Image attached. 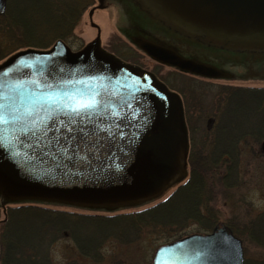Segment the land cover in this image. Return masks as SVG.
Returning a JSON list of instances; mask_svg holds the SVG:
<instances>
[{
	"label": "water",
	"instance_id": "water-1",
	"mask_svg": "<svg viewBox=\"0 0 264 264\" xmlns=\"http://www.w3.org/2000/svg\"><path fill=\"white\" fill-rule=\"evenodd\" d=\"M98 1L96 7H103ZM135 1L187 41L224 54L264 58V0ZM6 7L7 0H0V14ZM138 46L153 59L198 76L226 75L152 40H140ZM59 79L79 81L71 87L81 91L103 93L111 103L108 115L95 121L103 127L77 138L67 153L58 150L65 147L63 138L55 146L37 144L31 136L0 129L2 199L116 211L152 202L187 178L190 138L181 95L152 71L107 51L100 29L78 50L57 39L48 48L17 50L0 63L5 95L39 99L49 89L34 82L56 87ZM152 264H244L243 243L228 226H215L159 245Z\"/></svg>",
	"mask_w": 264,
	"mask_h": 264
},
{
	"label": "trees",
	"instance_id": "trees-1",
	"mask_svg": "<svg viewBox=\"0 0 264 264\" xmlns=\"http://www.w3.org/2000/svg\"><path fill=\"white\" fill-rule=\"evenodd\" d=\"M91 4L92 0H8L7 9L0 16V60L20 48H47L52 38L66 40ZM219 88L222 92L217 113L222 124L216 141L207 152L195 153L190 148L189 176L166 198L138 209L115 212H80L28 202L11 204L0 198V211H4L0 220V264H53L49 248L66 236L95 264H138L123 258L117 250L119 246H137L134 243L148 236L153 241H167L189 220H197L204 227L215 223L218 212L209 206L211 198L206 191L211 192L207 188L212 183L211 173L219 169L220 162L231 161L228 168L236 179L233 165L240 154L239 140L251 134L257 141L264 140V87ZM203 209L210 214L206 215ZM259 242L264 246V242ZM111 254L115 256L109 259ZM65 264L84 263L72 259Z\"/></svg>",
	"mask_w": 264,
	"mask_h": 264
},
{
	"label": "rangeland",
	"instance_id": "rangeland-1",
	"mask_svg": "<svg viewBox=\"0 0 264 264\" xmlns=\"http://www.w3.org/2000/svg\"><path fill=\"white\" fill-rule=\"evenodd\" d=\"M95 2L96 0H92V4ZM90 6L84 10L80 21L74 28L73 34L67 36L65 40L73 50L82 48L86 43L94 39L98 33V29L91 24L89 16ZM2 15L0 14V16ZM92 17L93 21L100 27L102 45L105 49L113 52L122 60H127L126 62L133 61L134 63L132 64L137 63L136 65L149 69L155 74L157 73L165 81L163 82L167 83L168 87L170 86L169 88H173L182 95L186 106V119L191 127L192 152L196 153L202 150L207 152V149H211L210 144L216 141L220 132L219 127L222 123L219 113H217V107L219 105L218 98L222 91H220L219 86L264 87V77L250 78L249 76L246 79L206 80L156 64L150 58L140 54L128 42V38L122 28L119 27L122 20L115 7L109 6L106 9H97ZM55 40V38L50 39L51 45ZM8 56L0 60V63ZM256 69L264 72V62L260 68ZM209 118H213V121L214 119L216 120L213 126V121L208 126ZM254 135H247L237 143V150L240 151V154L236 165L233 163L234 169H237L236 179L231 173L232 169L228 168L232 163L231 161L229 164L220 162L219 169H216L215 173H211L213 175L212 183L210 182V186L207 187L211 188V192H209V189H206V191L210 193L211 201L209 206L211 205L218 212L215 223L204 227L197 220H189L187 225L179 233L175 234L174 238L158 242V240L153 241L151 236H148L134 243L137 246H131L128 249L124 245L119 246L117 249L120 252L119 254L123 255V258H130L138 264H151L154 251L158 245L191 233H208L215 226L226 225L242 240L245 263L255 264L257 262V264H261L262 262L263 264L264 246L258 244L260 243L259 241L264 242V156L262 155L264 140L257 141ZM219 173L220 175H218ZM226 181L227 183L225 184L220 183ZM171 191L172 189L162 199L166 198ZM74 210L89 212L84 209ZM203 212L206 215L210 214L206 209H203ZM3 218L4 211L1 210L0 220ZM49 252L53 264H65L72 259L84 264H95L89 258L83 256L74 240L67 236L61 237L52 243ZM111 256L115 255L111 254L108 258L110 259Z\"/></svg>",
	"mask_w": 264,
	"mask_h": 264
},
{
	"label": "snow or ice",
	"instance_id": "snow-or-ice-1",
	"mask_svg": "<svg viewBox=\"0 0 264 264\" xmlns=\"http://www.w3.org/2000/svg\"><path fill=\"white\" fill-rule=\"evenodd\" d=\"M34 83L37 87H47L49 91L39 99L0 92V129L7 127L31 136L37 144L47 142L55 146L63 138L65 147L58 150L67 153V146L75 143L77 138L87 137L96 127H103L95 121L101 114L108 115L111 103L102 92L71 87L80 83L71 79L56 80V87L41 85L40 81ZM3 142L4 137L0 136V143Z\"/></svg>",
	"mask_w": 264,
	"mask_h": 264
},
{
	"label": "flooded vegetation",
	"instance_id": "flooded-vegetation-1",
	"mask_svg": "<svg viewBox=\"0 0 264 264\" xmlns=\"http://www.w3.org/2000/svg\"><path fill=\"white\" fill-rule=\"evenodd\" d=\"M98 3H99L98 0H96V2L90 6L89 11L92 7L96 6ZM109 6L115 7L116 11L118 12L122 20L121 26L119 27L122 28V31L128 38V42L140 54L150 58L156 64L167 66L176 71L189 74L194 77H200L206 80L246 79V77L249 76L250 78L264 77V72H261L258 69H256V68H260L264 62V60L259 55L250 54L247 55L246 57H239L235 54H224L218 51L204 48L198 42L187 41L178 32L171 30V27L167 26L163 21L154 18L153 15H151L148 11L144 10L141 7V5L135 0H103V7L95 8L93 11V15L97 9H106ZM92 25L96 29L100 28L98 27L99 25L98 26L94 24ZM143 39L152 40L157 42L158 44L174 48L184 57L194 58L199 61L212 64L217 68H219L221 71H223L226 75L223 76L222 78H205L189 72L179 70L173 66H169L164 63H161L153 59L149 54H147L145 51L139 48L138 42ZM128 62L134 63L133 61H128ZM156 75L159 77V79L164 81L157 73ZM183 103L186 112L184 99H183ZM215 122L216 120L214 119L212 126L214 125ZM188 127L190 134L191 127L190 126Z\"/></svg>",
	"mask_w": 264,
	"mask_h": 264
}]
</instances>
